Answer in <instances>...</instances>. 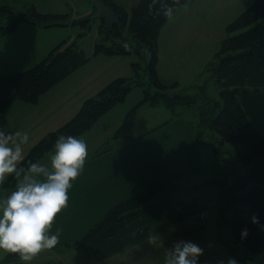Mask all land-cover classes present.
Here are the masks:
<instances>
[{
    "label": "trees",
    "instance_id": "obj_1",
    "mask_svg": "<svg viewBox=\"0 0 264 264\" xmlns=\"http://www.w3.org/2000/svg\"><path fill=\"white\" fill-rule=\"evenodd\" d=\"M94 5L93 11L85 18H73L70 22L88 31L96 21L89 16L95 12L96 2L109 7L114 13L111 28H102L98 24L97 38L93 54L129 55L140 58L132 63L134 74L128 77L118 76L111 79L98 92L86 98L78 111L62 126L47 132L26 153L25 161L39 160L53 149V143L59 132L81 135L102 117L110 108L123 101L133 86L142 85L141 60L145 57V46L150 61L144 67L148 73L154 92L144 89L142 98L126 113L112 138L121 141L131 139L128 135L134 121L135 112L143 105L157 106L163 104L171 118L192 110L200 129L188 127V134L197 145L206 143V135L219 136V143L236 144L237 155L242 165L250 166L244 175H234V180L226 184L219 209L223 223H228L231 235L223 236L218 232V240L225 245L229 256H234L239 264H248L250 255H257V264H264V134L257 131L243 108L238 93L245 90L264 88V0H252L233 20L225 26L226 37L221 39L219 48L213 58L205 66L201 74H207L218 88L217 99L209 97L204 83L196 84L198 91L194 94H168L165 89L175 87L178 82H166L160 79L156 65L158 56V38L164 24L169 19L163 15L162 8L170 5L173 12L178 6L189 0H166V5L157 3L155 11L151 7L153 0H138L136 6L124 9L114 0H87ZM4 15L8 23L2 22L0 36L16 29L19 22L26 21L36 25H65L69 22L71 12L66 14L39 13L33 5L25 11H19L7 0H0V15ZM83 32L82 34H84ZM132 34L128 40L127 34ZM81 34V35H82ZM61 42L35 65L21 71L0 75V113L15 100L34 103L39 97L75 71L86 60L83 50L75 43L65 45ZM144 71V74H145ZM136 82L133 83V78ZM197 97H201L199 100ZM171 119H167L169 121ZM186 121V120H185ZM205 128V131H203ZM113 143L103 147L102 152L109 150ZM215 179L206 180L191 188L180 186L177 182H159L146 180L145 189L134 196L118 201L106 209L102 218L91 226L83 235L65 244V247L84 251L88 257L96 261L103 260L116 253L123 252L126 247L148 239L170 225L182 222L192 216L196 209H191L180 198L183 191L211 184ZM14 178L9 177L0 190H13ZM232 210L229 216L227 210ZM260 217V224L252 223L251 215ZM247 227L249 233L242 238L240 231ZM186 236L194 237L186 230ZM179 235V232H175ZM244 252L250 255L242 254ZM243 252V253H244ZM19 254L8 252L1 264H20ZM46 264H59L50 261Z\"/></svg>",
    "mask_w": 264,
    "mask_h": 264
},
{
    "label": "rangeland",
    "instance_id": "obj_2",
    "mask_svg": "<svg viewBox=\"0 0 264 264\" xmlns=\"http://www.w3.org/2000/svg\"><path fill=\"white\" fill-rule=\"evenodd\" d=\"M251 2L252 0H191L189 7L187 5L184 7L182 5L178 6V8L183 7V12L181 9L179 10L180 13L176 12V15L165 24L162 30V34L173 36V39L176 38V49L170 51L165 47L158 65V76L160 79L166 82H178L175 87L165 89L168 94L196 95L198 91L196 84L204 83L207 95L222 103L219 99L218 88H216L211 79H208L207 74H201V72L206 69V64L213 58V53L219 48L221 39L226 37L225 26ZM0 21H3L4 24L8 23V19L6 20V17L2 14L0 15ZM179 22H184L185 24L182 23L180 25ZM127 38L128 40L132 39V34L128 33ZM142 47L146 53V58L140 62L142 85L133 86L123 101L110 108L89 130L80 135L87 141L88 154L99 146L103 149L107 142L109 145L110 143L115 145L124 144L129 148V151H124L122 155H116V158L110 164L117 167L125 160L131 166V156L132 159L134 158L139 163V171L133 167L135 169L132 173L133 178H138L148 172L151 180L166 183L177 182L180 186L189 188L206 180L215 179V181L190 191H183L180 194V198L184 203L191 209H196V212L192 216L183 219L182 222L170 225L164 231L150 236L155 238V243L150 242L148 237V239L137 243V245L126 247L123 252L99 261L88 257L84 251L79 249L65 248V246H62L56 252L43 249L34 256L32 261H23V264H40L48 259L62 264H163L166 248L171 244L172 240L177 238L192 239L200 243L205 248V252L201 257L203 264H215L217 259H226L229 256L225 245L218 240L217 236L219 231L225 237L231 235L230 226L228 223H223L219 209L226 184L234 180V175H244L250 168L249 165H242L240 162L237 155L238 146L228 142L219 143L217 134L206 135V143L199 146L195 141L192 144V140L185 137L183 133H178L181 130L176 131L178 134L175 135L169 129L152 131L171 115L168 108L163 104L154 107L143 105V107L136 110L132 127L128 132L131 139L121 141V144H118V141L112 138L114 132L123 121L125 113L142 98L143 90L146 89L151 93L155 91L144 68L149 63L150 56L146 47ZM131 56L134 57L133 54L123 56L124 62L116 64L115 69L122 66L121 72L123 73L126 70L123 64L129 62ZM135 59L136 57H134ZM133 61L131 62V68ZM113 76L114 74L107 76L99 90ZM132 80H135L133 83L136 82L135 77ZM87 97L84 96L75 105L74 112L63 114L60 118L53 119L51 122L52 126L48 128L49 130L44 129V132H41L39 137H43L48 131L54 130L67 122L78 111ZM237 97L240 98L242 106L254 127L257 131L264 134V88L256 86V88L238 93ZM200 98L197 97L198 100ZM182 115L183 117L181 118L183 121L186 120V123L189 119L195 121V115H193L192 110H188ZM180 121H177L176 124ZM189 125L195 131L200 129L198 123L193 122ZM203 131H205V128H203ZM32 146L28 147V151ZM53 151L45 155V160L39 159V161L41 163L48 162L47 160H50ZM182 165H184L183 167H190L191 170L187 168L190 172L182 169L181 173L178 174L179 171L177 170ZM130 177L131 175L127 176L128 179ZM145 183L135 184L133 187L135 189L134 192L139 193L141 189L143 191ZM117 195L121 199L128 195L125 186L118 189V193H114L111 198V205L117 201ZM95 197L89 201V211L85 209V213H88L87 220L77 221L79 222L78 224L75 219V239L83 235L97 222ZM226 213L231 216L232 210L229 209ZM186 230L197 235L194 237L186 236ZM175 232H179V235L176 236ZM243 252L244 248H241L242 254L250 255L248 252ZM257 259V255L252 254L247 263L257 264Z\"/></svg>",
    "mask_w": 264,
    "mask_h": 264
},
{
    "label": "crops",
    "instance_id": "obj_3",
    "mask_svg": "<svg viewBox=\"0 0 264 264\" xmlns=\"http://www.w3.org/2000/svg\"><path fill=\"white\" fill-rule=\"evenodd\" d=\"M7 1L19 11H25L30 5H33L39 13L66 14L71 12V17H69V22L65 25L53 26L36 25L22 21L17 24L14 31L0 36V75L25 70L35 65L61 42H64L62 47L75 43L83 50L87 57V60L81 66L43 93L36 102L30 103L22 100H15L0 113V126L13 131L20 130L23 132L27 130L30 133L29 141L24 145L25 156L28 147L35 144L36 141L39 140L38 138H41L39 137L41 132H44V129L49 130L48 128L52 126L51 122L53 119L60 118L63 114L74 112L75 105L78 104L84 96L90 97L98 92L99 87L104 83V79L107 76L114 74V76L111 77L112 79L118 76L130 78V76L134 74V70L131 68V62L136 55L133 54L134 57L131 56V60L123 64L125 65L126 70L122 73V66L115 69V65L123 63V56L127 55H105L104 53L93 54V47L97 38L98 24H100V21L96 20L92 25V28L88 31H85L78 25H74L70 22L73 18H85L93 11L94 5L87 0ZM114 1L126 10L136 6L138 3V0ZM190 1L191 0L184 3L182 6L184 7L187 5V7H189L191 5ZM182 8L177 7L173 12V16L169 18L165 24L176 15V12L180 13L179 10L181 9L182 11ZM2 22L3 21H0V24H2ZM182 23L184 22H179L180 25H182ZM163 27L160 31L157 44L158 54L160 56L156 65L157 72L162 57L161 54L165 47L170 51L176 49V38L173 39V36L171 37L167 36L168 34H162ZM83 32L85 33L82 34ZM137 61H139L138 57H136L133 62ZM167 119L171 120L166 122ZM167 119L152 131H155L156 129H158L157 131L169 129L170 132H173V135L183 133L185 137L191 139L188 134V127L185 121L182 120L181 116L178 115L177 117L172 118L170 116ZM179 120L181 121L176 124ZM178 130H181V132L176 133ZM191 140L192 144H194V140ZM52 150H54V148ZM52 150L45 155H48ZM124 151H129V148L124 144L112 146L109 150L103 152L100 146L95 150H91L86 158L83 171L73 181L72 187L69 189V201L67 207L62 208L53 221V226L51 228L52 232H54L57 227L62 229L59 242L53 248L48 250H54V252H56L62 246H65V244L75 240V219L76 222L83 219L87 220L86 217L88 216V213H85V209L89 211V201L91 198L96 196V217L100 220L106 209L113 205L110 204L111 198L114 193H118V189L125 186L126 193L128 194L125 198H128L138 194L134 192L135 189L133 187L135 184L143 183L150 179L148 172H145V174L140 175L138 178H133L132 173L135 170L133 167L139 171V163L134 158L132 159L131 156L130 159L133 162H131V166H129L128 162L125 160L117 167L110 164V162L116 158V155H122ZM45 155L40 160H45ZM47 161L48 162L44 163L50 164V160ZM184 165L179 167L177 170L179 171L178 174L181 173L182 169L187 170L188 168L191 170L188 166L183 167ZM187 172L190 171L187 170ZM130 175L131 177L128 179L127 176ZM124 183H126V185H124ZM10 191L0 190V196H3ZM140 192H142V189L139 193ZM124 199H121L118 196L116 202ZM77 223L79 224V222ZM7 253L8 252L0 250V264L3 262ZM50 261L54 260L48 259L40 264H46ZM18 262L23 264V261L20 259H18ZM57 263L62 264L60 262Z\"/></svg>",
    "mask_w": 264,
    "mask_h": 264
},
{
    "label": "clouds",
    "instance_id": "obj_4",
    "mask_svg": "<svg viewBox=\"0 0 264 264\" xmlns=\"http://www.w3.org/2000/svg\"><path fill=\"white\" fill-rule=\"evenodd\" d=\"M166 5V0H153L151 7ZM163 15L173 16V8L166 5ZM30 133L9 130L0 126V186L9 177L15 187L0 196V250L18 253L20 260L30 262L41 250L53 248L60 239L61 228L51 231L53 221L62 208L67 207L69 189L83 171L88 156L87 141L79 135L59 132L53 143L54 151L49 163L29 160L26 163L24 145ZM251 221L260 224L253 213ZM264 228V224H260ZM249 229L240 231L247 237ZM149 241L155 243L154 237ZM205 248L192 239L177 238L166 248L163 264H203ZM215 264H239L234 256L219 258Z\"/></svg>",
    "mask_w": 264,
    "mask_h": 264
},
{
    "label": "water",
    "instance_id": "obj_5",
    "mask_svg": "<svg viewBox=\"0 0 264 264\" xmlns=\"http://www.w3.org/2000/svg\"><path fill=\"white\" fill-rule=\"evenodd\" d=\"M95 8V12L89 18L92 21L99 20L103 29L111 28L114 25V13L112 10L107 6H102L100 2H96Z\"/></svg>",
    "mask_w": 264,
    "mask_h": 264
}]
</instances>
